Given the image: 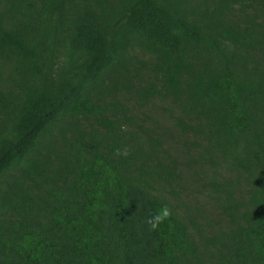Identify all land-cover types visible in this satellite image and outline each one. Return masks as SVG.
Wrapping results in <instances>:
<instances>
[{"label":"trees","instance_id":"obj_1","mask_svg":"<svg viewBox=\"0 0 264 264\" xmlns=\"http://www.w3.org/2000/svg\"><path fill=\"white\" fill-rule=\"evenodd\" d=\"M0 264H264V0H0Z\"/></svg>","mask_w":264,"mask_h":264},{"label":"clouds","instance_id":"obj_2","mask_svg":"<svg viewBox=\"0 0 264 264\" xmlns=\"http://www.w3.org/2000/svg\"><path fill=\"white\" fill-rule=\"evenodd\" d=\"M167 210H161V212L154 216L153 219L151 221H149L150 223H152L153 227L156 226V223L160 222L164 217L167 216Z\"/></svg>","mask_w":264,"mask_h":264}]
</instances>
